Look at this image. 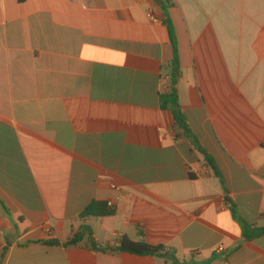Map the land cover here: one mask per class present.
Segmentation results:
<instances>
[{
  "label": "crops",
  "instance_id": "1",
  "mask_svg": "<svg viewBox=\"0 0 264 264\" xmlns=\"http://www.w3.org/2000/svg\"><path fill=\"white\" fill-rule=\"evenodd\" d=\"M171 30L220 176L161 108ZM227 199L264 228V0H0V264H264ZM93 201L115 214L82 218ZM84 226L172 256L63 246Z\"/></svg>",
  "mask_w": 264,
  "mask_h": 264
},
{
  "label": "trees",
  "instance_id": "2",
  "mask_svg": "<svg viewBox=\"0 0 264 264\" xmlns=\"http://www.w3.org/2000/svg\"><path fill=\"white\" fill-rule=\"evenodd\" d=\"M171 39L175 46V72L170 76L168 90L165 93H162L160 95V103L161 108L166 111H171L175 115L176 122L179 128V131L189 139L192 146L197 150L200 154H202L206 161L209 163V165L217 172V174L220 176V171L217 169L215 164L213 163V159L210 157V155L203 149L201 146L199 139L197 136L192 132L190 129L188 122L183 115L181 111V106L179 103V96L177 91V83L178 78L180 76L179 72V62H178V51L176 49V41L174 39V34L171 30ZM227 202L229 204V208L232 211V213L235 215L237 219H239L243 225L244 229V235L247 240H251L253 238L259 237L264 235V228L260 229L258 233L253 234V227H250L247 225L240 217L239 212L237 209V206L233 201L230 199H227ZM0 208L5 211L7 215H9L8 209L5 207V205L0 200ZM116 210L114 207L110 206L107 202L102 201H93L91 202L86 209L81 213V217H107V216H113L115 214ZM88 237L90 247L93 251L100 252H129L136 255H149V256H162V257H171L172 255L167 252L166 248L162 245L155 246L151 245L145 241L140 242H132L128 239H124L121 244L115 248H102L100 247L94 240L93 237V231L88 226H84L80 233L75 235L74 238L70 239L67 243L63 244L66 248L70 247H76L82 243L84 238ZM39 243L45 244L47 246H61L62 243L57 240H48V241H40Z\"/></svg>",
  "mask_w": 264,
  "mask_h": 264
},
{
  "label": "built area",
  "instance_id": "3",
  "mask_svg": "<svg viewBox=\"0 0 264 264\" xmlns=\"http://www.w3.org/2000/svg\"><path fill=\"white\" fill-rule=\"evenodd\" d=\"M151 19L155 20L154 17L152 15L149 16ZM223 249H220V251H222Z\"/></svg>",
  "mask_w": 264,
  "mask_h": 264
}]
</instances>
